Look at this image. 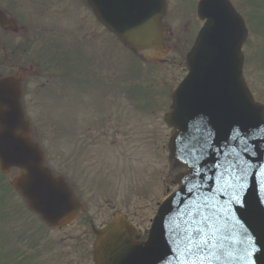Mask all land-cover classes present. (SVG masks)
I'll return each instance as SVG.
<instances>
[{"label": "water", "instance_id": "water-1", "mask_svg": "<svg viewBox=\"0 0 264 264\" xmlns=\"http://www.w3.org/2000/svg\"><path fill=\"white\" fill-rule=\"evenodd\" d=\"M201 14L203 17L209 16L213 34V26L219 28L217 36L220 40L214 38L200 40L196 48L203 54L190 55L189 63L193 61L194 67L191 68L192 74L187 83L185 82L184 89L178 95L180 120L188 121L198 114H204L215 118L213 124L217 134L222 135L234 129L228 130L232 119L227 116L228 109L239 111L241 113H238V116H243V107H247L249 92L241 75V66L236 77L233 74V70L237 68L234 60L230 61L227 69L219 61V54L224 56L220 59L222 63H227V54H239L242 58L240 50L245 41L244 26L240 20L238 25L234 23L232 29H229L217 23L223 14L214 16L203 11ZM141 31L136 36L134 33L136 31L126 33L124 38L146 58L155 57L157 54L154 52L159 47L153 36V21ZM233 32L243 34L240 39L231 38ZM227 39L233 41H226ZM235 80H238L240 92L236 94L235 87L231 95L229 92L233 90ZM20 98L19 81L13 82L10 78L0 81V160L3 169L5 172H8L10 167L23 169V175L14 182L15 187L23 192L34 208L53 218V223L69 224L74 219L76 210L72 200L70 213L66 217L56 216L58 208L46 212L47 203L57 198L72 197L62 180L53 179L50 171L44 167L43 154L29 139ZM262 120L264 121L263 111ZM224 140H227V136ZM230 146L234 151L233 145ZM248 150V168L244 170L247 175L242 178L241 174L239 179L229 186L231 190L229 195L217 196L212 193L213 180L209 172V163L216 165L214 159H208L209 163H200L196 170L193 164L189 165L191 171L182 180L185 184L186 177L188 176V179L191 177L187 192L185 185L182 198L176 196L169 201L165 213L156 220V227L151 232L149 242L143 246L138 262L132 259L124 262L129 253H132L129 236L125 234V231L131 228L127 222L117 219L105 231L98 232L96 242L98 264H160L171 254L170 250L178 256L182 264H264V135L253 137L252 148ZM219 198H224L221 210L204 217L206 222L213 216L219 218L218 223L212 225L213 228L203 227L205 221L200 223L202 227L191 228L181 220L183 215L187 216V213H184L187 202L189 205L200 207L206 199L215 203ZM39 200L45 202L44 207L43 203H38ZM172 208L177 215L182 214L180 218L175 215L169 217ZM168 217L170 223L167 221ZM172 238H176L177 242L169 245V239ZM230 241L234 248L232 257L228 255Z\"/></svg>", "mask_w": 264, "mask_h": 264}, {"label": "rangeland", "instance_id": "rangeland-1", "mask_svg": "<svg viewBox=\"0 0 264 264\" xmlns=\"http://www.w3.org/2000/svg\"><path fill=\"white\" fill-rule=\"evenodd\" d=\"M28 1L36 2L40 0ZM49 1L52 0L43 2L45 7L42 8V12L59 13L63 25L72 30V33L85 34L88 32L92 39H94L93 35L96 34L102 37L101 40H97L100 44L99 47H102V41L104 47H106V40L109 39L108 34L94 24V20L87 10L80 9L78 1L72 4L73 11L71 14L69 13L70 5H65L67 8H61V11L58 12L56 8L48 7L52 4L58 5L57 0ZM177 1L171 3L172 13H177L181 20L186 15L187 22H191L194 24L193 26H196L195 2L193 0H181L179 5ZM235 2L237 7L243 9L246 13L249 12V8L250 10L258 9L259 5L264 4V0H235ZM18 5L20 6V4ZM20 8L22 9L21 6ZM40 27L45 30L44 26ZM175 27L177 29L178 25ZM255 29L258 37L253 38L246 47L245 77L255 97L264 103V39H262L264 27L258 26ZM34 35L39 41L43 38V35L39 32ZM16 46L19 47L20 45L17 44ZM5 47L3 36L0 35V54L3 58L7 54ZM22 50L25 52V49ZM24 55L21 53L13 56L15 59L19 58L18 56L21 57L20 64L16 69L12 68L8 62L9 60H2L0 77L9 75L11 72L17 73L19 69L26 66ZM128 56L130 55L127 54L126 61ZM185 56L186 54L171 53L166 58V63H157L160 72L169 74L157 86L160 85L167 90L176 86L179 78L185 73ZM115 61L112 58L111 62L107 61L109 65L103 66L100 64L101 73L110 77L112 71L107 68L110 67V63L121 64L123 60L121 59L120 63H114ZM126 64L133 65V61L129 59ZM126 64L125 70L123 65H114L113 77L121 80L125 73L126 90L132 86L136 89L138 78ZM36 73L38 72L34 71L30 75ZM25 82L31 84L29 79ZM32 87L37 88L38 83H32ZM76 94L77 90L74 89L73 100L76 96L74 101L76 119L69 118V114L65 118L68 119L67 128L57 124H49L45 129L47 132L46 137L50 141L60 139L59 135L62 131L70 132L72 141H77L78 144L74 146V151L72 148L67 150V153L71 154L69 159L63 157L58 151H54V155L73 176L74 182H77L79 192L84 193L89 204L91 203V215H85L81 222L68 230L61 232L47 230L39 220L31 219L28 216L23 209L22 200L12 198L17 196L9 187L15 173L4 176L0 171V251H2L0 256L7 255L9 259H19L21 257L19 252L15 251L12 246L14 247L16 242H20L19 247H21V243L24 242L25 246L28 245V247L26 246L28 258L26 257L27 260L23 264H40L41 262H33L34 256L40 259L45 252L56 249L60 250V264H71V259L75 257H78L76 264H84L81 256L85 254L86 244L92 238V226L98 227L102 224L101 217L109 214V212L120 211L126 214L133 223L136 222L140 225V230L144 234L152 224L158 206L164 200V197L178 190L176 177L183 170L174 167V162L169 158V150L164 148V145L167 146L169 142L171 129L163 122L162 118L159 120L161 127L158 130L148 127L146 121L151 117L150 111L145 112L143 123L136 122V118L133 121L123 115L122 111L125 109L128 115L137 116L139 111H143L139 105L145 106L147 104L148 100L146 98H135L134 100H129L128 97L125 99L119 98L118 112L109 124L113 128L105 132L107 136L104 139L100 136V130L103 126L102 118L98 112H95L96 110L85 95ZM157 96H160L163 100L169 99V97L166 98V95L164 96L161 90L158 95L153 94L147 97L157 99ZM164 105L166 103H163V107L158 105L155 115L154 112L152 113L153 126L157 124V120L162 115L161 109L165 107ZM34 109V106L30 107L31 116H34ZM143 131H147L148 135H145ZM144 142L146 145L143 144ZM149 143L154 150L157 148L156 152L150 151ZM72 160L81 162L83 166L77 169L72 165ZM124 164L127 168H130L128 171ZM101 166H104L103 171H101ZM142 171L144 172L142 176L135 178ZM115 178L118 181H115ZM102 180L106 181L100 184ZM23 239L24 241H22Z\"/></svg>", "mask_w": 264, "mask_h": 264}, {"label": "flooded vegetation", "instance_id": "flooded-vegetation-1", "mask_svg": "<svg viewBox=\"0 0 264 264\" xmlns=\"http://www.w3.org/2000/svg\"><path fill=\"white\" fill-rule=\"evenodd\" d=\"M25 98H27L26 95H25ZM57 232H60V231H57ZM22 241H24V239ZM26 246L28 247V245H26ZM22 247H23V253L26 254V248H25L24 244H22ZM90 247H91V243L89 240L88 243L86 244V252L82 256L84 259L88 258V261H91V259L93 257V252L89 255ZM58 253H60V250L56 249L50 254V256H53V258L56 259ZM71 262H73V260Z\"/></svg>", "mask_w": 264, "mask_h": 264}, {"label": "snow or ice", "instance_id": "snow-or-ice-1", "mask_svg": "<svg viewBox=\"0 0 264 264\" xmlns=\"http://www.w3.org/2000/svg\"><path fill=\"white\" fill-rule=\"evenodd\" d=\"M244 175H247V172L246 171H244V173H243ZM189 243L191 244V240L189 241ZM204 243H207V241H204Z\"/></svg>", "mask_w": 264, "mask_h": 264}]
</instances>
